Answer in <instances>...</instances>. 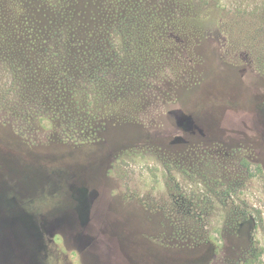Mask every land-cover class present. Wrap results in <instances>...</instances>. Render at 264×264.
<instances>
[{"label":"rangeland","instance_id":"1","mask_svg":"<svg viewBox=\"0 0 264 264\" xmlns=\"http://www.w3.org/2000/svg\"><path fill=\"white\" fill-rule=\"evenodd\" d=\"M19 1L58 25L0 9V264H264V0Z\"/></svg>","mask_w":264,"mask_h":264},{"label":"trees","instance_id":"2","mask_svg":"<svg viewBox=\"0 0 264 264\" xmlns=\"http://www.w3.org/2000/svg\"><path fill=\"white\" fill-rule=\"evenodd\" d=\"M94 1L95 2L101 1L102 3L111 4L114 7H116L115 11L124 6L127 7L130 4V2L126 0H94ZM171 1L175 2L178 0H171ZM23 2L19 0H0V9L2 10L1 15H3V17L5 16V27L7 26L10 27L9 30L11 33L6 34V36L12 35L15 38H17V40H20L19 42L13 43L15 39L12 40L9 38L8 41H12V43L10 42V44H13L18 50H21V51H27V45H29V51L34 55L37 52L38 47L42 46L43 44L47 42L46 38L48 39L49 37H52V34L57 33L55 28L57 27L58 23L48 22L47 26L44 25L42 27V28L48 27V29H50L49 27H51V29L49 30L50 32L49 31L48 32L43 31L42 33L36 32V29L33 27V24L35 21L32 19V11H30L29 9L30 6H27L25 4L26 3L25 1ZM111 13L112 12H106V13L102 12L101 15H103L104 18H101V20H97L93 24V28L88 33V36H91L93 30L96 28L95 34H94V36L97 37V38H94L95 45H98L100 43L99 38L103 34L104 35L106 34L105 27L103 26L105 25L104 21H106L107 18L109 19H111L112 17L115 18L120 13V11L117 14L115 13L111 14ZM81 14L83 16V13ZM64 18H69V16L65 15ZM90 19L93 20V18H90ZM52 30H55V31H52ZM15 34L17 35V37ZM36 37L39 38L40 44H38ZM24 41H26L27 45ZM83 42H86L88 45L90 44V41H83ZM82 44L83 43L80 42V45ZM5 45H7V43ZM10 48L12 49L13 47H10ZM98 51L102 52L100 48H98ZM90 52L94 54L93 49ZM99 52H96V53H99ZM75 54L78 55V58L76 57L77 61L82 63L83 66H86V62L88 61L87 47L81 48L80 46H78L75 49ZM47 65H48L47 67L48 69H52L53 71L56 70L53 63H48ZM98 67H100V65H98L97 68ZM133 110H134V105H130L129 103L110 101L109 104L104 105L103 114L104 116L109 115L110 117L120 118V120L121 119H134V114L132 112Z\"/></svg>","mask_w":264,"mask_h":264}]
</instances>
